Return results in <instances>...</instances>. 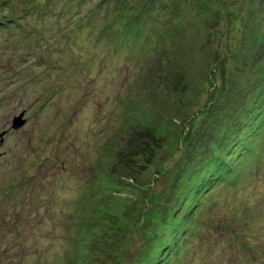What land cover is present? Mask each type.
<instances>
[{"label": "rangeland", "instance_id": "obj_1", "mask_svg": "<svg viewBox=\"0 0 264 264\" xmlns=\"http://www.w3.org/2000/svg\"><path fill=\"white\" fill-rule=\"evenodd\" d=\"M58 1L46 19H29L40 34L0 31V205L21 182L36 199L35 229L19 198L15 213L0 214V264H139L174 222L173 191L189 185L221 134L252 119L254 92L263 97L264 0H130V31L100 30L121 15L120 0L100 10L101 0H84L62 15ZM235 103L243 112H227ZM22 112L28 124L12 131ZM149 131L161 138L155 147L142 144ZM243 158L236 183L225 173L193 198L197 213L181 212L203 218L181 264H264V133ZM16 232L12 261L2 243Z\"/></svg>", "mask_w": 264, "mask_h": 264}, {"label": "trees", "instance_id": "obj_2", "mask_svg": "<svg viewBox=\"0 0 264 264\" xmlns=\"http://www.w3.org/2000/svg\"><path fill=\"white\" fill-rule=\"evenodd\" d=\"M9 4L7 5L10 8V14H5L0 11V31H7L9 33H19V36L28 37V36H36L40 34V26L38 25L39 22L49 17L51 10H52V0L47 1H40V0H21V11L17 10L16 4L13 2L15 0H9ZM62 1V5L56 8L55 13L56 14H63V11L70 8V5L75 6L78 4H82L81 2L84 0H60ZM57 2L58 3L60 2ZM108 3V4H107ZM120 4L122 6H120ZM119 8L121 15H117L114 19L107 20L102 28L101 31H109L113 30L114 26H117L118 29L124 30V31H130L134 28L133 21H135V18L132 16H125L124 15V8L123 4L127 5V10H133V3L130 4V0H120ZM106 5H110V0H101L100 2H96V10H100L102 7H105ZM159 5L155 3V6ZM154 6V2L150 5L148 3V8H152ZM107 7V6H106ZM62 8V9H61ZM155 8V7H154ZM139 8L138 10H140ZM108 11V10H107ZM35 15L34 21L38 23H34L30 21ZM140 21V15H138L137 18ZM212 23V26L215 27L219 21V18H213L210 20ZM118 24V25H117ZM209 25L210 22H209ZM140 27V24H139ZM138 29H136L135 32H137ZM154 32H150L149 35H153ZM212 32L210 33V35ZM117 36V35H116ZM115 36V37H116ZM123 37V36H121ZM146 37V35H145ZM151 37L147 38L148 42H153L154 40H150ZM257 42L263 45L264 43V32L257 34ZM110 44V42H108ZM137 53L140 54L141 50L138 49ZM163 63H166L164 56L162 54L161 57L158 58ZM161 68V67H159ZM264 72V71H263ZM259 73L258 76H261L262 73ZM216 77V75H213ZM264 82V80H263ZM259 86V85H258ZM261 89V88H260ZM264 91V88H263ZM217 92V90H213L212 93L214 94ZM260 93L254 92V96L252 99L251 106L249 107L250 116L252 119H241L237 124L239 125V128L237 131H233V129L229 132L230 137H228V134H221L222 138L220 141H218V147L216 149H213V152L211 154H208L206 158H202L197 165L195 171L196 173L193 174L192 179L189 180V185H186L187 181L184 183L183 187L184 189H179L173 191L172 197L167 200L168 206L171 205V208L174 210V222H172V226L170 225L169 229H167V232L164 233V238L160 241L158 245L154 247L153 250L155 252H151L149 256L146 258V260H142L139 264H171L173 261L178 260V263L181 264V261L183 262L187 252H185L186 245L191 242L192 237L196 234V231L198 230V227L203 222L202 217L193 216L188 217V215L197 213V200H193L195 197L202 196L212 185V183L215 184V181L219 178L221 179L224 177L225 173L233 172V177L229 179L231 183H236V180L238 178V173H240V166L238 165V162H240L239 158L244 157L243 160L250 154L252 147L255 145V143L259 140L260 135L264 133V94L261 98L259 96ZM243 112L242 106L237 103L231 105L227 112ZM256 112V114H254ZM219 128V127H218ZM223 129V126H221ZM221 130V129H220ZM219 131V130H218ZM218 131H215L214 134H217ZM237 133V134H235ZM148 137H141L143 142L142 144H148V147H155L152 145L153 143L159 142L161 138H157L153 132L149 131ZM214 135H212L213 137ZM232 141L229 142V138H232ZM250 138V140H247ZM140 140L136 141V144L133 145L136 148V145H139ZM212 141V139H211ZM134 144V143H133ZM228 147L229 153H225L224 151H221L220 148ZM203 148V152L209 151L207 148ZM199 148V149H200ZM140 151V149H139ZM144 152V151H143ZM153 154L151 149V155ZM236 157L234 159V162H229V159L232 157ZM243 163V162H242ZM23 179H29L28 173H21ZM23 182L20 183L18 188L21 187ZM213 184V185H214ZM10 189H15L14 187ZM208 195V194H207ZM182 210V211H181ZM181 212L183 214H188L187 216L181 217ZM178 213H180L178 215ZM94 222H88V224H91ZM80 229V228H79ZM89 231L88 228H81L79 232ZM168 231H171V234L167 235ZM34 234V233H33ZM70 239V237L68 238ZM183 240H186V244L184 247H182ZM130 239L128 238V241L125 245V249L129 244ZM175 241V242H173ZM71 259V258H70ZM69 259V260H70Z\"/></svg>", "mask_w": 264, "mask_h": 264}, {"label": "flooded vegetation", "instance_id": "obj_3", "mask_svg": "<svg viewBox=\"0 0 264 264\" xmlns=\"http://www.w3.org/2000/svg\"><path fill=\"white\" fill-rule=\"evenodd\" d=\"M33 179V175L29 176V180L31 182V180ZM24 184V183H23ZM3 195H1V197H3V201L6 202L5 205H0V214H2L4 211H8L10 208L11 210L15 213L17 211V205L14 204L15 200H17V198H19V200H21V205L24 207L26 205V202L28 203V206L30 207V228H34L35 229V218H33L32 216H34L35 214V207H36V199H35V194L32 190H25L24 187L18 188V189H7L5 190L3 193ZM10 198V200H9ZM20 216V215H19ZM6 217H9L6 216ZM5 217V218H6ZM22 217H20L21 220ZM7 225L10 226V228H12V226L9 224V222H6ZM15 228L17 229V226L15 225ZM20 229V228H18ZM6 229L0 228V242L3 240L4 238V232ZM20 233L16 232V234L14 235V237L12 239H9L8 241H5L2 243L3 246V250L6 251H12L14 254V257H12V259H14L13 261H15L16 259L20 258V257H16L19 256L20 253H18V249L20 248ZM31 250V249H30ZM18 253V254H17Z\"/></svg>", "mask_w": 264, "mask_h": 264}, {"label": "water", "instance_id": "obj_4", "mask_svg": "<svg viewBox=\"0 0 264 264\" xmlns=\"http://www.w3.org/2000/svg\"><path fill=\"white\" fill-rule=\"evenodd\" d=\"M25 112H22L18 116H15L13 119V127L19 129L26 124V119L24 118Z\"/></svg>", "mask_w": 264, "mask_h": 264}]
</instances>
